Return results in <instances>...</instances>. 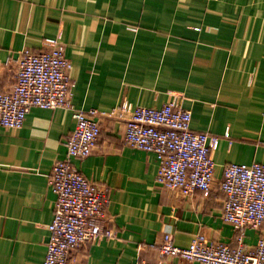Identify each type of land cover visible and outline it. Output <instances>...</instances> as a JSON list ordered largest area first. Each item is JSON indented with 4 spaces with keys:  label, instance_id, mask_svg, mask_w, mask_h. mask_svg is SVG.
Returning a JSON list of instances; mask_svg holds the SVG:
<instances>
[{
    "label": "crops",
    "instance_id": "0c3cea01",
    "mask_svg": "<svg viewBox=\"0 0 264 264\" xmlns=\"http://www.w3.org/2000/svg\"><path fill=\"white\" fill-rule=\"evenodd\" d=\"M48 38L70 61L72 106L114 112L99 116L92 153L72 159L105 193L102 226L114 235L85 242L69 264L156 261L165 233L178 247L199 233L236 246L219 183L225 164L264 165V0H0V91L12 87L20 51H38ZM171 99L191 112L192 131L219 137L206 197L159 185L157 156L123 142V101L160 108ZM73 126L69 109L32 107L22 127L0 128V264H42L55 203L51 167L64 159ZM260 235L264 221L244 231L242 244Z\"/></svg>",
    "mask_w": 264,
    "mask_h": 264
},
{
    "label": "built area",
    "instance_id": "2783aa9c",
    "mask_svg": "<svg viewBox=\"0 0 264 264\" xmlns=\"http://www.w3.org/2000/svg\"><path fill=\"white\" fill-rule=\"evenodd\" d=\"M70 67L63 45L55 38L45 39L38 51L27 48L20 51L14 83L10 89L0 91L2 129L22 127L32 107L69 109L74 120L73 129L64 141L65 157L51 167L49 185L55 203L47 224L42 264H69L74 251L85 242L114 235L112 229L102 226L108 201L105 193L72 163V159H83L92 153L100 133L99 116L109 117L114 112L103 114L96 109L83 111L72 106ZM116 111L117 115L127 117L124 144L157 156L156 183L182 195H190L194 190L205 197L209 195L215 166L210 151L217 147L218 136L192 131L191 112L173 99L160 108L123 101ZM219 189L223 194L221 217L235 231L236 246L209 240L199 233L187 247H178L165 233L156 246L158 260L132 264H164V257L200 264H264V235L252 247L242 244L244 231L258 230L264 221V165L256 162L223 165Z\"/></svg>",
    "mask_w": 264,
    "mask_h": 264
}]
</instances>
